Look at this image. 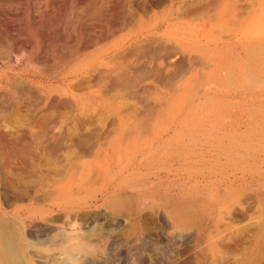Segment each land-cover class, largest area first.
<instances>
[{"label":"rangeland","instance_id":"rangeland-1","mask_svg":"<svg viewBox=\"0 0 264 264\" xmlns=\"http://www.w3.org/2000/svg\"><path fill=\"white\" fill-rule=\"evenodd\" d=\"M216 1V12H220L221 0ZM224 2L227 18L233 14L238 20H217L206 26L214 39L226 42L220 45L224 53L203 41L201 49L191 55L185 50H191L193 42L185 41L179 46L184 51L168 58L171 66L201 69L188 91L164 86L168 76L173 77L171 72L155 83L153 77H146L138 79L134 87L108 88L110 91L103 87L104 99L95 101L86 95L100 88L78 89L75 85L80 77L72 76L87 68L93 78L118 70L133 47L127 39L141 26L154 23L149 15L160 12L170 0H0V130L29 134L36 113L48 114L51 128L63 127H58L62 135L56 141L47 135L40 137V143L29 140L27 154L38 151L45 161L68 164L67 142L62 141H66L73 120L71 111L77 113L78 109L94 122L86 125L87 129L76 126V132L90 137H86L91 144L87 146L105 143L100 155L88 158L102 168L107 167V132L122 119L129 122L130 132L141 138L136 144L144 139L147 144L152 130L164 129L174 117L176 123L146 152L138 168L121 172L115 193L105 201L92 200L104 182L101 176L90 184L87 171L84 183L77 180L49 188L44 194L53 198L52 204L32 203L34 178L27 177L29 186L19 185L0 165V220L16 231L21 242L15 264H264V249L256 257L244 243L255 239L264 224V8L257 12V0ZM176 16V11L171 14ZM179 20L190 18L180 16ZM238 38L248 45V52L239 53L234 45ZM150 48L154 52L149 49L144 59L152 61L158 47L151 44ZM112 56L115 59L111 60ZM147 71L143 75L153 74L150 66ZM160 94H166L163 105L159 104ZM191 95L194 98L188 99ZM201 133L206 135L202 142L214 144L215 151L249 169L247 185L239 180L232 187H221L225 201H211L206 192L180 189L185 184L183 161L197 153L193 148ZM75 136L74 140H79L78 134ZM54 143L64 149L62 153L59 149L55 158L47 149ZM126 143L120 154L123 164L122 160L132 156ZM242 147H247L246 153ZM204 185L200 183L202 188ZM151 191L156 192L152 195ZM136 205L143 206L138 223L132 217ZM19 207L25 208L19 211Z\"/></svg>","mask_w":264,"mask_h":264},{"label":"bare ground","instance_id":"bare-ground-1","mask_svg":"<svg viewBox=\"0 0 264 264\" xmlns=\"http://www.w3.org/2000/svg\"><path fill=\"white\" fill-rule=\"evenodd\" d=\"M224 1L225 0L220 1L221 2V6H219L221 8L220 12L218 11L216 12V6L218 5L216 0H170L169 5L164 7L160 12H153L149 15L148 19L155 20L154 23L148 22V24L141 26L127 39L128 41H131L130 46H133V47L132 49L130 48V50L127 52V55H129V58H127L126 54H125L126 55L125 57L123 55L122 56L118 55V58L119 57L120 58L124 57L123 59L126 58L125 61L123 60L124 63L123 64L121 63L122 65H120V68L118 70H112L109 76H105V73H106L105 72L104 76L102 74L99 77L95 75L96 78L95 77L93 78L89 75L90 73H89L88 68L84 69L80 72L75 73L74 74L75 76H72V77H78V76L80 77L79 80L76 82L75 86L78 89H83V88L89 89L90 87L98 86L100 89L91 90L86 95V98L87 99L93 98L95 101H101L104 99V97L101 95V92H102L101 90L103 87L107 88L106 91H110L108 90V88L112 90V88L119 89L122 86L124 88L134 87L136 82L139 81L138 79H146V77H149V79L153 77L154 79L153 81L152 80L151 81L155 83V82L165 80V78L167 77L166 74L168 75L169 73L172 72L173 77L168 76L169 81H166L164 83V86L167 85L168 88L173 87L174 89H177V90L184 89V91H188L189 87H191L192 80L198 76L199 70L201 69L198 70L197 68H195V66H192V67L190 66L188 69H186V68H183V65L181 66L180 64H177L176 66L174 65L171 66L172 63L168 61V58L177 56L178 54L183 52L184 50H180L179 46L183 45L185 41L187 43L188 41L193 42L192 44L193 46L191 47V50L190 49L185 50L188 52L190 51V54L191 52L198 50L199 48L201 49L200 45L203 41H204L203 42L204 44L206 45L212 44L214 45L213 47L214 49L218 50L222 54L224 53L223 51L224 46H220V45L221 44L224 45V43L226 42L220 38L214 39L209 34L208 30L206 29V26L211 27L212 24L216 22L217 20L235 21V22L238 20L237 18L233 16V14H231V16L227 18L229 14L224 13L223 8L226 4V2ZM257 1H258V6L256 9L258 12L259 10H262L264 8V0H257ZM175 11L177 13V16L171 17V14L174 13ZM224 15H226V17H224ZM180 16L189 17L190 21L185 22L183 20H179ZM140 18L144 20L143 16H140ZM253 18L249 21V23H252ZM200 20L202 21L200 22ZM242 40H243L242 38H240V40L238 38L237 42L235 41L236 44L234 45H236L237 49H240L239 53L248 52L249 51L248 45L245 44ZM124 43L125 41L121 43L120 48L124 46ZM151 44H155V46L157 45L158 51L157 49L156 51L158 52V55L156 56L155 54L156 58H154V60L152 61H149V60H145L144 58L147 56L149 49L151 50L153 48V46L152 48H150ZM151 51L152 53L154 52L153 50ZM112 57L113 58L111 60L115 59L114 56ZM197 61L199 64V60L197 59L195 63H197ZM213 61L215 62V60ZM99 63L101 66L102 64H104V61L102 60ZM218 63H220V60ZM210 64H211V61H210ZM149 66L153 69V74L148 75V76L143 75V72L147 71L149 69ZM146 67H148V69ZM218 68L219 67H216L215 69L217 70ZM134 72H137L138 74L136 73L135 75ZM171 78H174V79L171 80ZM74 81L75 80L69 81V83L67 84V87H70L74 83ZM146 85H149V84H146ZM145 86H144V89L148 87V86L146 87ZM164 86L162 88H164ZM144 92H146V90H144ZM165 95L166 94L159 95L158 98L160 101L159 102L160 105H163V103H165L166 101V98L164 97ZM188 97H189L188 99H190L193 96L191 95ZM124 103L125 105L123 106L126 107V105L128 104L126 102H123V104ZM130 107L131 106H129V108ZM134 109L135 108H133V111ZM71 114H73V120H71L72 117L71 118L69 117V119L71 120V123H70V126H68L69 129L66 131L67 132V134L65 135L66 141L65 139L64 141H62V142H67V145L66 144L65 145L66 147L68 146L67 147L68 150H66L68 151V164L67 163L61 164L62 161L60 163V162H57L58 160L54 162L45 161L38 151H31L30 154L26 153V150L28 149V144H30L29 140L33 144L37 141L38 143H40L39 141H42L40 140V137H44L46 135L49 137H54L55 139L54 141H56V139H58L59 136L61 138L62 132H60V130L63 127L57 125L56 127L57 128L60 127L61 129L59 128L57 129L55 128V126L51 128L47 121L48 120L47 117L49 116L48 114L46 116L39 115L37 113L34 115L32 120L30 121L33 129L32 128L28 129L30 131L29 134L26 132H24L25 134L23 133L21 134L19 130L18 131L15 130L12 133L6 132L5 130H0V165L2 166V168H5L6 170L10 171L15 183L19 185L22 184L25 186H29L31 182L30 184L28 183L27 177L31 176L34 178L33 180L35 181V185L33 186V189H34L35 195L31 197L32 203L33 202H44L46 203V205L52 204L51 202L53 201L52 200L53 198L50 199L49 194H48L49 196H45L44 194L47 190H49V188L56 186L57 184H60V183H64V185L66 184L71 185L77 180H80L82 181V183H84L85 182L84 176H86L87 171H88V180L90 184L96 182L101 176L103 177V182H104L103 186L100 192L96 193L92 197V200L94 201L104 200L105 201L108 197H111V195L115 193L118 187V177L121 174V172L127 169H131V168H134V169L138 168L137 165L139 161L141 162V160L145 157L146 152L149 151L152 148V146L159 144L161 140L163 139V137L167 135L173 127H175L174 125H176L175 117H174V121H172L171 124L166 126L164 129L155 127L152 130V138L150 139V141L148 140L149 142L147 144H143V142L147 141L146 139H144L142 143L136 144L134 142L140 140L141 138L131 133L130 129L128 128L129 122L122 119L118 127L117 126L112 127L113 129H111V131L107 130L108 132L106 136L109 138V141L107 142L105 141L106 147L104 149V152H105L104 162L107 164V167L102 168L95 161L89 162L88 158L94 155L95 156L100 155L101 150L103 149L102 147L105 143L102 145V143L100 142L94 148H90L87 146V144L89 145V140L87 141V138L89 136L87 135L86 136L87 138H86L84 135L85 132L84 134L82 132L78 133V130L76 132L77 127L80 129H85L86 125H91L94 122H92L89 116L86 115L84 113V110L82 109H78L77 113L76 112L73 113V111H71ZM72 127L73 128L75 127V129L72 130ZM135 133L138 134L137 129L135 130ZM26 134L28 135L26 136ZM76 134H78V138H79V140L77 139L78 141L74 140V138L76 137L75 136ZM199 136L201 138L197 140V145L193 148V150H195L197 153H194L191 156L192 158L190 156L185 157L183 161V165H184L183 169L186 171L185 179H184L185 184H183V186L180 189L181 190L186 189L189 193L194 192V191H196L197 193L206 192L209 194L211 201L216 202L217 200H220V199L224 200V198L226 197V193L222 192L223 190H221V187L223 185L232 187L239 180H242L243 181L242 183L244 185H247V181H249L248 178L250 175L249 169L239 165L238 162H236L237 165H235L228 157L224 156L223 153H219L215 151L214 144H211L207 140L205 142H202L203 138H206V135L204 133H201ZM51 141L53 140H50V142L48 143L49 144L52 143ZM59 142H60L59 147H61L62 145L61 141ZM123 142H127L126 150L130 149L128 153L132 154L131 157L127 156L126 160H122L124 161V164L120 162V159H121L120 154L122 152ZM56 143H54L53 146L49 145L50 147H47V149L51 152V154L54 153L53 154L54 158H55L56 152L60 149V148L58 149V145ZM63 147L64 146H62V148ZM77 147L79 149H76ZM62 150L61 149L59 150L60 153H62L61 152ZM242 151L246 153L247 147H242ZM254 153L259 154L258 151H255ZM57 156L59 159L60 154ZM202 168H204V170H202ZM239 173H241V175ZM50 174H53L54 176L51 177ZM201 182L205 183L203 188L200 186ZM190 183H192V185L189 186ZM171 186L173 188L175 187L172 184ZM56 190L57 188L55 189V191ZM166 191L169 192V189H166ZM155 192L156 191H151V194L153 195ZM171 196H174V193L171 194ZM239 206H241V204ZM24 208L25 207H19L18 210L23 211ZM142 211H143V206L141 205H138V206L136 205L135 208L132 210V217L137 223L139 222L138 221L139 216L142 215ZM30 213L29 215H31ZM9 228L6 226V223H3L2 220H0V253L2 254V257L0 258V264H15L14 255L20 249L19 247H20L21 242H19L16 231H12L11 227ZM251 229L254 230L253 228ZM94 231H96V229H94L93 231H90L88 236L92 235ZM254 233H256L255 230H254ZM239 239H241V237ZM244 243H246L247 248H250V249L252 248V252H254L253 256L257 257V256L262 255L263 249H264V224H263L262 229L260 230V233L255 234V239L244 241ZM235 245L238 246V244H235ZM233 250L234 252L237 251L235 249Z\"/></svg>","mask_w":264,"mask_h":264}]
</instances>
